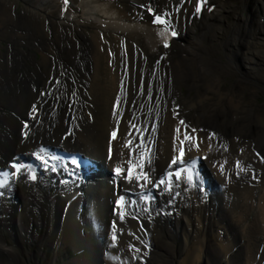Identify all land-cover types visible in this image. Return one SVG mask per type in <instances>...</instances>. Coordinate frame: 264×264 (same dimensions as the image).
<instances>
[{
	"label": "bare ground",
	"instance_id": "bare-ground-1",
	"mask_svg": "<svg viewBox=\"0 0 264 264\" xmlns=\"http://www.w3.org/2000/svg\"><path fill=\"white\" fill-rule=\"evenodd\" d=\"M254 2L263 14L264 0ZM196 3L72 0L64 15L62 0H0V169L37 156L43 145L93 161L84 176L42 169L37 184L24 175L14 190L9 186L0 198V264L42 260L47 253L32 255L33 245L55 249L58 236L63 248L83 250L67 264H175L172 255L179 253L178 264H264L258 243L264 238V104L253 103L264 90V42L256 40L264 18L247 17L222 33L217 20L208 21L231 24L217 14L241 15L245 0H209L219 12L202 18ZM157 14H166L170 25L166 48L158 35L164 26L153 23ZM173 30L184 43L172 38ZM223 38L230 58L218 63L211 45ZM229 77L236 80L227 87ZM185 134L191 139L181 145ZM181 148L183 157L173 163ZM141 156L143 167L134 171L148 181L125 179L129 161L140 164ZM189 165L191 182L187 171L177 178ZM63 206H70L69 216ZM62 225L71 228L61 232Z\"/></svg>",
	"mask_w": 264,
	"mask_h": 264
},
{
	"label": "rangeland",
	"instance_id": "rangeland-1",
	"mask_svg": "<svg viewBox=\"0 0 264 264\" xmlns=\"http://www.w3.org/2000/svg\"><path fill=\"white\" fill-rule=\"evenodd\" d=\"M224 2L226 1V0H223ZM254 5H255V2H254V0H245V6H244V9H243V11L241 12V15H235V16H230V17H228V14H229V12L228 11H226V12H221V13H219V14H217V16L218 15H221L222 17H226V18H228L229 20H230V22H231V24H229V23H226V20H221L219 17L217 18V17H214V18H211L209 21H208V26H210V24H212V22H215V20H217L218 21V23L216 24V30L218 31V32H222V33H227L229 30H230V28L231 27H233V25H234V22H236V24H240L239 22H241V20L243 21V20H247L248 18L247 17H249V18H251V17H254L255 15H257V16H259L260 18H264V13L262 14V12L261 11H259L258 9H254ZM18 6L20 7V9L22 8V3L21 2H18ZM17 6V7H18ZM19 9V10H20ZM16 10H17V8H16ZM22 10V9H21ZM219 10V8H217V10H215V12L214 13H217V12H219L218 11ZM18 12V11H17ZM20 13V12H19ZM245 15V16H244ZM234 18H235V21H234ZM250 20V19H249ZM242 24V23H241ZM255 25V24H254ZM208 26H206V25H203V26H201V31H203V30H205L206 28H208ZM243 27H245L246 25H242ZM247 27H249L248 25H247ZM237 28H239V27H237ZM231 32H233V30H230ZM221 36H222V34L218 37L219 39L221 38ZM244 36H246V40L248 39V36L245 34ZM225 38V37H224ZM221 39V40H219V41H216V42H214L211 46L212 47H215L214 48V54L212 55V57H211V59H213V60H215V62H218V63H220V62H223V61H226V59H228L229 60V58H230V56H229V52H230V47L228 46V45H224V43L226 42L225 41V39ZM256 40L257 41H262V42H264V32H263V34L262 35H260V36H258L257 38H256ZM218 43V44H217ZM4 45H6V43L4 44ZM239 45L240 44H237V42L236 41H234V43H233V47L236 49V50H238V48H239ZM219 48H220V50H219ZM2 52H3V49H0ZM41 58V57H40ZM226 58V59H225ZM35 60H38V57L36 56L35 57ZM30 68H32V66H30ZM236 79H234V78H231V77H229L228 78V82L227 83H225V85L227 86V87H229V86H231L232 84H233V82L235 81ZM260 87H263V85H260ZM256 98V99H255ZM254 98V100H253V103H254V105H256V106H262L263 104H264V90L261 92V93H259L256 97ZM260 123V125L261 126H263L264 127V121H260L259 122ZM63 149V148H62ZM85 186V185H84ZM21 201V200H20ZM20 201H19V203H20ZM58 202V201H57ZM57 202H56V204H57ZM19 203L17 204V207H18V205H19ZM55 204V205H56ZM111 205H112V203L110 204V207H111ZM64 207V206H63ZM84 204L82 203L81 204V210L80 211H83L84 210ZM64 210H65V213H66V215L67 216H69L70 215V206H65L64 207ZM81 215H83V213H81ZM81 215H79V219L81 218ZM41 218V217H40ZM54 222L56 223V224H58V225H60L59 223H57V221H56V216H55V214H54ZM181 218H183V219H185V215H182L181 216ZM207 218L208 219H210L208 216H207ZM49 220H52V218L51 217H49L48 218ZM204 217H201V216H199V219H198V221L199 222H204ZM154 222V221H153ZM157 224H160V225H162L161 223H157ZM40 225H41V221H40ZM12 228L15 230L16 229V224H15V222L14 221H12ZM70 228H71V225H62L61 227H60V231L62 232V230H64V231H66V232H68V230H70ZM85 232H86V230L85 229H81L80 228V226L79 227H77L76 228V233H77V235H80V233H81V235L83 236L84 234H85ZM181 234V237H182V235H186V234H184V233H180ZM38 235H39V240L40 241H42V240H44L45 239V236L46 235H44L43 233H42V231H41V229L40 228H38ZM223 235V234H222ZM233 236L234 237H236L235 235H234V233L231 235V233H230V231H229V238L228 239H232L233 240ZM59 237V236H58ZM58 237L55 239V241H54V244H55V249H52V248H50L49 246L47 247V249H46V247L45 246H43V247H40V245L37 243V244H34L33 245V247H32V252H31V254L33 255V254H35V253H37L38 254V251L39 252H46L47 253V256L44 258V259H42L41 260V256H38L36 259H33L32 261H33V263L32 264H42V262H44V261H46V260H48V262L47 263H45V264H67V263H69L70 261H76L77 262V260L79 259V257H80V255H81V253H83V250H80V248H79V246H77V245H74V246H69V247H67V248H63V246H62V243L60 242V241H58ZM51 238V237H50ZM49 238V239H50ZM225 238H227V237H225ZM237 240H238V238L235 240V242H237ZM178 243V242H177ZM258 243H261V244H264V238H259V240H258ZM15 246H16V248L17 249H24V247H23V245L19 242V241H16L15 243ZM234 245V244H233ZM39 248H41V249H39ZM183 249L184 248V245L182 244V243H180V245H179V247H178V253H179V250L180 249ZM243 248V247H242ZM241 248V249H242ZM70 249H74V250H70ZM68 251H69V253H68ZM139 255H141V254H138L137 256V258L140 260V261H144V260H142V258H144L142 255H141V258H140V256ZM63 256L65 257H67L66 259H62L63 258ZM70 256H72V258H70L69 259V257ZM172 258H173V260H174V263L175 264H178V262H180L181 261V259H183V257L182 256H180V253L179 254H175V256H173L172 255ZM68 259V260H67ZM57 260V262H55ZM59 260H60V262H59ZM67 260V261H66ZM208 262H207V260H204V261H201L200 262V264H207ZM128 264H131V261L129 260V262H128Z\"/></svg>",
	"mask_w": 264,
	"mask_h": 264
},
{
	"label": "snow or ice",
	"instance_id": "snow-or-ice-1",
	"mask_svg": "<svg viewBox=\"0 0 264 264\" xmlns=\"http://www.w3.org/2000/svg\"><path fill=\"white\" fill-rule=\"evenodd\" d=\"M65 3H67V0H65ZM203 3H204V0H197V3H196V12L197 13L200 12L201 6H202ZM148 11L151 13L153 10L149 7ZM153 23L154 24H160V25L164 26L162 28V30L158 33V35H160L161 37H164L163 46L165 48L168 47L167 36L165 35L166 33H168L170 31V25L168 24V21L165 19L164 15H156L155 19L153 20ZM171 35H173V36L176 35L174 30L171 31ZM180 124L184 125V122L180 121ZM176 131L179 132L180 129L177 128ZM193 131H195V130H193ZM112 136H113V138H115V136H116L115 131L112 133ZM190 139H191V137H189L187 134H185L184 135V140L181 141V145H183L184 141L190 140ZM130 145H131V141H127L126 144H125L126 147H128ZM140 147L143 148V144L142 143H141ZM183 155H184L183 149L181 148L180 156L179 157L174 156L172 158V162L175 163L178 159L182 158ZM143 159H144V157L141 156L140 157V160H141L140 164H133L131 161H129V168H128L127 176L125 177V179L131 181L133 179V177H135L136 180L143 179L146 182L148 181V175L146 173L140 172L139 174H136L135 171H134L135 168H141L142 169V167H143ZM73 163H75V161H73ZM192 164H195L194 160L192 161ZM237 166H239V164H237ZM12 167L16 169V172L12 173V175H16V173H18L22 168L30 167V166H26V165H23V164H14V165H12ZM114 171H116L117 175H120L122 169L117 168ZM183 171H187L188 172V180H189V182H191V180H192L191 165H189L188 168L178 170L176 172V174H175L176 177L179 178ZM0 175L4 176L6 178V177H8L9 173L3 172V173H0ZM168 175L171 176L172 174L168 173ZM31 178L35 179V174L34 173L31 175ZM6 183H7L6 179L5 180H0V187H3ZM160 183H164V181L161 180ZM169 190H171L170 187H169ZM145 199H147V197ZM122 200H123V197H121V199L117 201V204L120 205ZM120 218L121 219L124 218V213L123 212L120 213ZM114 239H115V237H114Z\"/></svg>",
	"mask_w": 264,
	"mask_h": 264
}]
</instances>
